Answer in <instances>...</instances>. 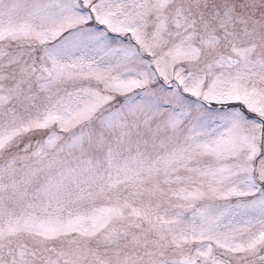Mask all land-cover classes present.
I'll list each match as a JSON object with an SVG mask.
<instances>
[{
    "label": "snow or ice",
    "instance_id": "6c2138e0",
    "mask_svg": "<svg viewBox=\"0 0 264 264\" xmlns=\"http://www.w3.org/2000/svg\"><path fill=\"white\" fill-rule=\"evenodd\" d=\"M0 264H264V0H0Z\"/></svg>",
    "mask_w": 264,
    "mask_h": 264
}]
</instances>
